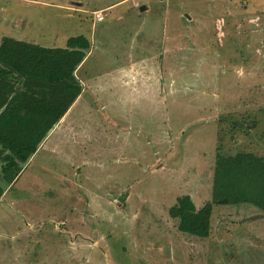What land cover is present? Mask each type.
Returning <instances> with one entry per match:
<instances>
[{
	"label": "rangeland",
	"instance_id": "obj_1",
	"mask_svg": "<svg viewBox=\"0 0 264 264\" xmlns=\"http://www.w3.org/2000/svg\"><path fill=\"white\" fill-rule=\"evenodd\" d=\"M79 34L65 128L0 171V264H264L256 207L214 205L205 238L168 214L211 197L217 148L264 156V0H0V39Z\"/></svg>",
	"mask_w": 264,
	"mask_h": 264
},
{
	"label": "trees",
	"instance_id": "obj_2",
	"mask_svg": "<svg viewBox=\"0 0 264 264\" xmlns=\"http://www.w3.org/2000/svg\"><path fill=\"white\" fill-rule=\"evenodd\" d=\"M90 46L82 34L68 37L62 48L9 36L0 39V171L6 185L17 179L49 130L81 94L74 72ZM3 192L0 186V197ZM242 204L264 213V156L250 151L222 153L217 148L211 197L196 205L189 194L178 196L168 214L177 220L179 231L205 238L211 232L214 205Z\"/></svg>",
	"mask_w": 264,
	"mask_h": 264
},
{
	"label": "crops",
	"instance_id": "obj_3",
	"mask_svg": "<svg viewBox=\"0 0 264 264\" xmlns=\"http://www.w3.org/2000/svg\"><path fill=\"white\" fill-rule=\"evenodd\" d=\"M74 75H75V77L77 78V68H76V70H75V72H74ZM79 97V96H78ZM78 97H77V99H78ZM77 99L73 102V104L69 107V109L65 112V114L59 119V121L49 130V132L47 133V135H46V137L42 140V142L39 144V146H38V148H37V150H36V152L38 151V150H40V149H42L43 147H45L48 143V139H49V137H50V135L52 134H54L56 131L58 132V135L60 134V130L61 129H64L65 128V125H66V118H67V114L69 113V111H70V109H72V108H74L75 107V105H77ZM74 110V109H73ZM35 152V153H36ZM35 153H33V155L35 154ZM32 155V156H33ZM31 156V157H32ZM31 157H30V159H31ZM29 159V160H30ZM28 160V161H29ZM1 164H2V160L0 159V167H1ZM6 188L7 187H9L8 185H6L5 186ZM5 190V189H4ZM1 197H2V195H1ZM0 197V202H1V198Z\"/></svg>",
	"mask_w": 264,
	"mask_h": 264
},
{
	"label": "built area",
	"instance_id": "obj_4",
	"mask_svg": "<svg viewBox=\"0 0 264 264\" xmlns=\"http://www.w3.org/2000/svg\"><path fill=\"white\" fill-rule=\"evenodd\" d=\"M94 19H95V21H101V20H103L102 13L100 11L99 12H95L94 13Z\"/></svg>",
	"mask_w": 264,
	"mask_h": 264
},
{
	"label": "water",
	"instance_id": "obj_5",
	"mask_svg": "<svg viewBox=\"0 0 264 264\" xmlns=\"http://www.w3.org/2000/svg\"><path fill=\"white\" fill-rule=\"evenodd\" d=\"M144 9H145V7H144V6H141V7H140V10H144Z\"/></svg>",
	"mask_w": 264,
	"mask_h": 264
}]
</instances>
